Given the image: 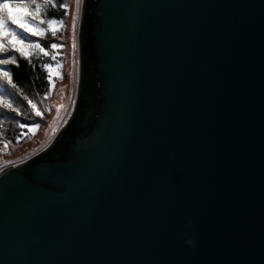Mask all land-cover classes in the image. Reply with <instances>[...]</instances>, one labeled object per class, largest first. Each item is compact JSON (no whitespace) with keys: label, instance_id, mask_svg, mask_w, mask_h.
Instances as JSON below:
<instances>
[{"label":"water","instance_id":"95a60500","mask_svg":"<svg viewBox=\"0 0 264 264\" xmlns=\"http://www.w3.org/2000/svg\"><path fill=\"white\" fill-rule=\"evenodd\" d=\"M79 47L0 172V264H264V0H84Z\"/></svg>","mask_w":264,"mask_h":264},{"label":"trees","instance_id":"16d2710c","mask_svg":"<svg viewBox=\"0 0 264 264\" xmlns=\"http://www.w3.org/2000/svg\"><path fill=\"white\" fill-rule=\"evenodd\" d=\"M13 3H18L20 0H11ZM40 2V0H38ZM69 0H52L51 6L42 9L39 19L45 21L42 26L47 29L41 37H34L26 34L29 38L27 43H39L45 52H41L36 48H29L28 56H23L17 52H9L8 54H0V59H8L16 57V63H8L0 65V69L9 72L16 88L7 84L5 80L0 79V95L9 100L13 109H7L0 106V142L6 144L9 150L28 144V141L34 138L32 135L31 126L38 125L46 120L50 114L48 107L49 95L51 90V73L50 65L55 61L52 58L56 56L50 45L66 42V32L60 29V26H53L56 29V35H52V28H49V21L64 20L67 18L69 10ZM68 5L67 9L62 5ZM14 27V26H13ZM21 31L22 30H17ZM56 58V57H55ZM31 100L37 105L33 109L28 103ZM39 110L43 115H37ZM23 126V127H22Z\"/></svg>","mask_w":264,"mask_h":264},{"label":"rangeland","instance_id":"374dc122","mask_svg":"<svg viewBox=\"0 0 264 264\" xmlns=\"http://www.w3.org/2000/svg\"><path fill=\"white\" fill-rule=\"evenodd\" d=\"M69 1L67 18L51 20L56 22L52 27H59V22L63 21L66 42L63 44L64 47L55 49V62L50 65L51 90L48 103L50 114L42 123L31 126L35 129L31 132L34 138L28 141V144L17 147L13 151L9 150L5 143L0 142V172L9 165L26 161L46 148L73 112L80 76L79 32L84 0ZM74 22L75 26H73ZM38 27L44 32L47 29L41 24ZM21 34L26 37L23 32ZM26 41H29V38H26Z\"/></svg>","mask_w":264,"mask_h":264},{"label":"snow or ice","instance_id":"6c2138e0","mask_svg":"<svg viewBox=\"0 0 264 264\" xmlns=\"http://www.w3.org/2000/svg\"><path fill=\"white\" fill-rule=\"evenodd\" d=\"M79 2V0H78ZM52 0H20L18 3H13L11 0H0V54H8L9 52H17L23 56H28L29 48L39 49L41 52H44L45 55L48 53L45 52L44 48L41 47L39 43L31 44L26 42V37L17 31L22 30L24 34L41 37L44 35V31L38 27L39 24H44L43 19H39L42 9H46L51 6ZM67 9L68 5H62ZM56 23L55 21H49V28H52V25ZM14 26V27H13ZM60 29L63 30L65 25L63 21L59 22ZM75 26V22L73 24ZM52 35H56V29L52 28ZM64 45L51 44V49L62 48ZM55 59V56L52 57ZM16 63V57H12L11 61L8 59H0V65H6L8 63ZM60 65H58L59 67ZM59 75V74H58ZM0 79L6 81L7 84L11 85L13 88H16V85L13 83L12 78L7 71L0 69ZM28 103L33 109L37 108V105L31 100H28ZM0 106L13 109L12 103L7 100L4 96L0 95ZM36 114L43 115L39 110ZM23 127V126H22ZM38 128V126H36ZM32 129L31 131H34Z\"/></svg>","mask_w":264,"mask_h":264},{"label":"clouds","instance_id":"9594fccd","mask_svg":"<svg viewBox=\"0 0 264 264\" xmlns=\"http://www.w3.org/2000/svg\"><path fill=\"white\" fill-rule=\"evenodd\" d=\"M186 243L188 244V245H190L191 247H195V243H194V241H192L191 239H188L187 241H186Z\"/></svg>","mask_w":264,"mask_h":264},{"label":"flooded vegetation","instance_id":"af4514ba","mask_svg":"<svg viewBox=\"0 0 264 264\" xmlns=\"http://www.w3.org/2000/svg\"><path fill=\"white\" fill-rule=\"evenodd\" d=\"M77 99V98H76ZM76 103V102H75ZM74 110V109H73Z\"/></svg>","mask_w":264,"mask_h":264}]
</instances>
